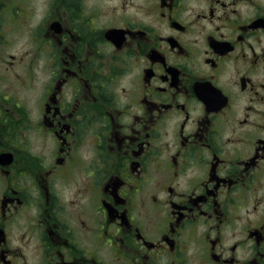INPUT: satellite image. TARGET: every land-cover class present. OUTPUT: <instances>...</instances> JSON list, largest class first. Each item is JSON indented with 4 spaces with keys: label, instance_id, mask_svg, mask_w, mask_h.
<instances>
[{
    "label": "flooded vegetation",
    "instance_id": "af4514ba",
    "mask_svg": "<svg viewBox=\"0 0 264 264\" xmlns=\"http://www.w3.org/2000/svg\"><path fill=\"white\" fill-rule=\"evenodd\" d=\"M0 264H264V0H0Z\"/></svg>",
    "mask_w": 264,
    "mask_h": 264
}]
</instances>
